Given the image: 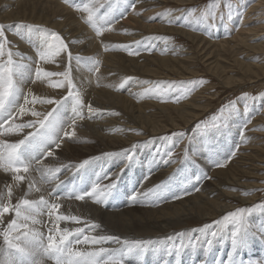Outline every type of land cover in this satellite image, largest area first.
Segmentation results:
<instances>
[{
    "label": "bare ground",
    "instance_id": "bare-ground-1",
    "mask_svg": "<svg viewBox=\"0 0 264 264\" xmlns=\"http://www.w3.org/2000/svg\"><path fill=\"white\" fill-rule=\"evenodd\" d=\"M119 1V8L122 11L131 8L136 1L133 6L134 9H130V12L138 28H133L131 23L125 22L127 20L125 18L124 23L119 21L116 25V22H118L116 14L109 11L104 5L99 9V12L100 14L110 13L108 27L111 30L103 32L102 35H97L95 30L85 23L84 17L87 16V13L78 11L77 8L70 11L72 3L68 7V3L65 0H0V24L5 25V35L10 41L8 47L13 51L23 53L26 57L23 62L30 64L34 69L37 61L36 47L37 43H39L38 37L34 32H30L29 29L19 26L38 25L58 33L68 45V51L73 54L70 74L73 84L76 85L75 90L79 91L85 105L90 104L94 109L99 110L89 117L87 108H85L84 119L78 120L75 126L76 135L74 137H65L61 133V145L58 150L53 151L55 146H50V150L54 155L43 159V154H41L39 159L42 160V165H36L33 162L27 173H20V175L25 177L23 181L16 180L13 172L11 176L7 173L8 171L0 168V200L5 205L10 206V208L14 207L21 199L39 200L41 196L50 202L67 203L66 210L58 208L55 212L58 214L66 213L71 208L84 210L79 213L84 218L83 229L85 234L91 236L118 237L120 241H166L167 237L172 236L178 242V233L186 232L197 235L198 233L195 230L203 228L205 225L214 224V221L210 222L211 218L217 215H226L228 212L241 208L242 205L238 207L231 203L233 199L243 202V204L256 200V197L250 194L259 182L264 179V145L257 147V144L262 142H257L256 138V131L262 130L261 127L263 126L255 125V133L246 136L243 133L241 141L239 140L235 146H228L226 150L223 149L222 142L229 138L228 134L214 137L212 142L208 141L206 146L213 165L216 166V162H219L223 166L229 167L223 169L224 167L221 166L222 169L220 170L218 167V171L213 174L214 176L211 175L208 179L203 180L201 185H198L197 182L200 183L205 172H208V167L203 159L200 161L204 168L198 164L197 170H190L191 174L193 172L194 175L198 174L199 179L197 182H189L187 177L185 178V183L187 184L184 185V183L176 190L170 184L174 166L162 168L157 173L153 172V174L149 175L150 178L143 182L141 181L142 177L133 179V176L144 171L141 160H135L137 150L131 151L127 149L136 137L145 139L144 148L147 149L146 156L149 155L148 162L151 164L155 163L163 152L168 151L173 146L174 141L169 139L164 141L159 139L152 140L150 137L160 138L159 136L169 130L174 129L175 131L176 127L181 125L179 124L180 121L188 124L195 119L194 117L197 118L200 115L198 113L200 107V104H198V93L191 96L189 84L187 85L186 82L178 78L172 80L170 79L171 76L169 77L172 73H177L176 75L179 74L180 76L194 74L195 69L190 61L195 59L196 56L185 52L183 48H178L170 36L163 31H182L199 45L204 41L210 45L214 43L212 45L214 46L212 53L217 52L218 57L214 61L210 60L209 64L213 67L212 69L215 70V73L226 78L228 80L226 82L230 85V83L236 82L234 81L236 77L227 76L229 74L227 71L237 69V72L242 73L244 71L243 74L249 77L264 73L262 59L257 60L254 57V54L259 56L262 53L264 54V38L254 39L251 42L250 36L242 33L243 30L247 33L252 31L247 30L244 22L252 17L253 13L260 15L258 21L253 22L254 28L252 29L255 35L264 31V13L261 14L264 11V0H252L254 3L248 5L247 13L242 18L237 15L239 7H231L229 12L226 13L228 14L226 16L227 19L222 22L219 21L218 13L214 11L212 21L216 26L215 29L208 23L203 22L202 24L193 25L192 29L189 30L177 27L184 23L189 11L179 15L181 10L174 9L175 7L160 11L155 10L157 9L155 7L161 6L162 2L166 3L168 0H158L156 2L153 0ZM175 1L184 3L187 0ZM243 1L238 0V5L243 6ZM245 1L252 2L251 0ZM145 5H148L147 8L149 10L146 13H142ZM131 14H129V18ZM154 16L163 17H161L162 19H160L159 23L155 24L150 22ZM232 16L235 18L234 22L231 19ZM169 19L175 22L169 23ZM236 24V29L238 28V30L233 43L224 39V37L228 34V29H233ZM153 29L160 30L163 34L160 31L156 36L144 33V30L154 31ZM201 31L205 32V34L202 33L204 38L199 36ZM206 33L208 34L207 36ZM143 38H146L149 42ZM205 38L209 40L206 41ZM136 42H139V44ZM159 42L161 43L158 44ZM117 45L125 46L130 51H135V53L129 55L128 51L124 50V47H116ZM230 50H232V53ZM137 52L139 54H136ZM227 52L233 54V58L231 60L228 59V62L224 60L226 57H224V53ZM76 56L81 57L79 63L75 60ZM209 58L207 56V59ZM14 59L18 58L14 57ZM96 61H99L98 72L93 70ZM41 66L47 72L65 71L69 67L67 52H61L51 62H43ZM60 79L62 77L54 76L42 78L34 83L32 80H28L27 82L33 86L36 94L23 93V95L28 96L29 99L37 97L40 99L62 100L68 96L69 91L72 89L67 83H65L64 87H57L55 82ZM121 84H123V87H121ZM153 87H159L162 91L166 90L164 98L149 97L144 94L146 88ZM177 97H180V99L177 100ZM18 103L23 105V98ZM68 105L69 107L66 105L62 113L65 118L72 115L71 98L68 100ZM54 107L56 105L46 103L29 104L27 106L29 110L24 114L17 115L18 109L16 112L14 110L12 117L15 115V119L8 117L4 121V125L6 123L7 125L9 123L16 125L36 121L38 117L31 115V110L46 114L52 111ZM261 111L256 116L258 120L264 121V113ZM244 116L245 114L241 113L236 122L239 123ZM250 120H253V118ZM65 128L69 132L73 130L68 128L67 124ZM35 130V128H29L28 132L24 133V129H13L9 137H6L8 139L5 142L3 139L2 141L6 144L18 143L25 135ZM229 131H235V128L231 127ZM12 136H14L13 141ZM2 141L0 140V143ZM216 141L219 144L215 143ZM245 142L246 144L249 143L247 145L249 148L246 147ZM91 144H99L98 152H95L99 153V155L92 156L95 153L89 151ZM125 150L132 156L128 164L130 167L128 169L130 174L128 175L129 178H132L130 179L132 183L124 186L121 177L111 178L107 175L108 169L114 164L117 165L115 162L118 161H115L112 165L109 163V167L104 160L110 161L108 159L110 156L107 155L114 156L115 160H119V155L123 154ZM143 153L144 151L141 154L143 155ZM89 155L91 157L87 161L96 157L102 159L101 166L103 171L95 175L99 163L93 162L90 168L88 166L80 168L81 176H84L83 181L78 178L74 182H70L67 173V163H71L69 167L76 166L73 173L75 174L78 167L83 164L81 159ZM48 168H59L60 171L56 173L55 178H52L46 171ZM152 169V167H149L148 171ZM198 171H200V174ZM213 171H215V168ZM93 175L95 176L93 177ZM97 177L101 178V187L117 181L111 199L106 205L97 204L92 197L86 196L84 200H77L68 195L72 191L85 192L86 186L96 180ZM41 179L43 180L41 181ZM137 181H139L137 185L133 184ZM30 183L32 184L31 191H29ZM158 185L165 186L163 199H150L147 202H133L130 199L135 192H144ZM92 187L87 192H90ZM9 189H11L12 193L10 197L8 196ZM177 195L180 196V199L175 198ZM91 208L94 209L92 213H90ZM76 210L73 211L72 216L78 214ZM44 216L38 217L42 224L37 227L47 234L49 228L48 225H45L47 228L45 231L43 227L46 222ZM222 217L220 216L219 219ZM14 218L15 212L10 210L4 215V224L6 225L10 219ZM251 218L249 222L253 231L247 242L248 248L246 252L240 250L239 258L243 260L244 264H257V262L264 264V253L252 258L257 253V250L255 249L254 240L251 239L252 236L256 237ZM260 220L264 223V216ZM53 223L50 227L54 226ZM189 223L195 227L187 229L189 226L187 224ZM91 224H99L100 227L89 231ZM183 226H187L185 230L182 229ZM101 246L110 248L121 247L118 243L109 242L104 245H84L81 249ZM160 247L159 244L150 245L144 261L140 264H168L174 262V260H179V264H197V262L192 260L200 256L202 257L199 259L201 264H211V261L213 259L216 260V258L218 259L217 264H228V257L231 254V241L228 239L215 244L212 251L207 254L203 249H186L177 257L174 251L171 254L157 251ZM158 256L160 258L163 257L162 262H159ZM243 256H249L252 260L247 262ZM136 259L137 257L135 256L129 257L125 264H136ZM202 259L204 260L201 262ZM44 264L51 263L46 260Z\"/></svg>",
    "mask_w": 264,
    "mask_h": 264
},
{
    "label": "snow or ice",
    "instance_id": "snow-or-ice-1",
    "mask_svg": "<svg viewBox=\"0 0 264 264\" xmlns=\"http://www.w3.org/2000/svg\"><path fill=\"white\" fill-rule=\"evenodd\" d=\"M68 2V0H65ZM104 6L100 0H90L82 7L78 6L77 10L87 13L84 17L85 23L89 24L97 35H102L105 31H110L108 27L110 23V13L105 12L100 14L99 9ZM230 6V5H229ZM217 2L209 5V8L216 9ZM109 9L111 3L109 2ZM207 11H202L200 15H196V10L189 12L188 17L185 18L184 26H193L206 20L209 15ZM169 23H174V20L169 19ZM19 27L27 28L30 32H34L39 40L36 47V67L33 69L30 64L23 61L26 59L23 53L13 51L8 47V41L5 35V25L0 24V128L4 127V121L8 117H12L14 110H17V115L24 114L29 109V104L46 103L54 104L56 107L52 111L40 113L31 110V115L38 117L36 121H30L26 124L11 125L4 129L5 132H10L13 129L23 130L24 128H35L34 132H30L18 143L6 144L0 143V168L5 171H11L15 174L14 178L18 181H23L25 177L20 175L21 172L27 173L32 167L33 162L36 165H42L40 155L53 156L54 153L50 150V146L54 145L59 148L61 145V133L65 137H74L75 126L78 120L84 119V110L87 108L89 117L97 113L99 110L94 109L90 104L85 105L81 95L76 89L71 79V63L73 61V54L68 51V45L64 39L55 31L48 28H43L38 25H20ZM139 44V42H136ZM116 47H124L129 55L133 53L125 46L117 45ZM67 52V59L69 67L62 72H47L44 71L41 64L43 62H51L53 58L61 52ZM136 54H139L138 52ZM14 57L18 59H14ZM30 59V58H28ZM77 63L80 62L81 57L76 56ZM94 71H99V61L93 68ZM62 77V79L55 82L57 87H64L67 83L70 87L68 96L62 100L40 99L23 95V84L28 80L35 81L42 78ZM130 79V78H128ZM126 82V81H125ZM195 83L202 84L203 81ZM123 87V84H121ZM144 94L156 98H164L166 90L162 91L159 87L146 88ZM23 98L24 104L20 105L18 102ZM71 98V113L72 115L65 118L62 115L65 106L68 105V100ZM177 100L180 97L176 98ZM15 119V117H12ZM217 117H213V127H216L215 121ZM73 129L71 132L67 131L65 125ZM197 129L207 127L201 124L196 125ZM183 135V133H180ZM126 160H131L132 156L125 152L123 153ZM171 159V153H167ZM187 158V155H186ZM167 163L168 161H164ZM89 161L85 160L79 167L83 168ZM217 167L223 166L216 162ZM47 173L52 177H56V173L60 171L59 168H48ZM100 177H97L96 183L90 192L72 191L68 193L69 196L77 200H84L86 196L92 197L98 204H107L116 188L117 181L101 187ZM197 179H199L197 177ZM165 186L158 185L155 188L147 191L135 192L130 199L133 202H147L151 200L163 199V192ZM32 190V184H29V191ZM39 191V189H37ZM11 189L8 191V196H11ZM59 198V197H57ZM176 199H180L177 195ZM60 207L58 203L50 202L43 196L39 200L21 199L14 207L5 205L0 200V264H44L47 261H54L55 264H125V261L132 256L142 258L145 256L150 245L159 244L161 247L157 251H163L165 254H171L173 251L179 257L186 249L197 250L203 249L204 252L210 253L215 244L223 242L225 239L231 241V254L228 257V264H244L243 260L239 258V252L248 242L252 234V226L249 222V215L251 208H238L235 211L228 212L221 219L215 221L213 225H205L203 228L195 230L198 234L180 232L177 234L178 242L172 236L166 238V241H151V240H123L120 241L118 237L111 236H91L85 234L83 228H75L69 230L59 228V221H76L80 218L77 216L57 215L55 217L56 223L53 227L48 229L47 234L42 232L38 225L42 221L38 217L47 215L52 217ZM255 207L264 208V204ZM15 212V218L10 219L7 224H4V215L9 211ZM46 210V211H45ZM99 224H91L89 231L99 228ZM264 235V226L259 229ZM109 242L118 243L119 248L110 247H93V248H78L77 245H104ZM259 264V262H257Z\"/></svg>",
    "mask_w": 264,
    "mask_h": 264
},
{
    "label": "rangeland",
    "instance_id": "rangeland-1",
    "mask_svg": "<svg viewBox=\"0 0 264 264\" xmlns=\"http://www.w3.org/2000/svg\"><path fill=\"white\" fill-rule=\"evenodd\" d=\"M105 5V7H107V9L109 11H112L113 13L116 14L117 16V21L116 25L119 23V21L121 23H124V18L127 19L125 22L131 23V25L133 26V28H138V25H136V23L134 22V18L133 15L131 14V10L133 8V6L135 5L132 4L131 8H128L125 11H122L121 8H119V4L120 1L119 0H100V2ZM154 2L158 1V0H153ZM252 1V0H251ZM78 2V3H77ZM90 0H69L67 3V6L69 7V5L71 4V9L70 11H73L74 8L76 9L78 6H83L84 3H89ZM109 2L111 3V9H109ZM213 2H217L218 3V7L216 9H211L209 8V5L212 4ZM242 2V1H240ZM75 3V4H74ZM238 0H187L184 3H180L178 1L175 0H168L165 2L161 3V6L159 7H155L157 9H155L156 11H160V10H166L168 8H174V9H179V11L181 10V14L182 13H188V11H192L193 9L196 10V15H200V13L202 11H207L209 13H214V11H216V13H218V18L219 21H223L224 19L226 20V16L229 12V9L231 7L236 8L239 7L238 11H237V15L239 17H244L245 13H247L248 10V5L254 3L252 2H247V1H243V6L238 5ZM83 4V5H82ZM77 7H76V6ZM230 5V6H229ZM67 7V8H68ZM148 5H145L144 8L142 9V13H146L149 9L147 8ZM165 7V8H164ZM162 8V9H161ZM131 9V10H130ZM134 9V8H133ZM68 10V9H67ZM264 11H262L261 14H263ZM129 14L130 18H129ZM252 14V13H251ZM128 16V17H127ZM161 17L163 16H154L152 18V20L150 22L153 23H159L160 19H162ZM260 15L258 16L257 13H253L252 17L248 18V20H246L244 22V24L246 25L245 27L247 28V30H252L250 33H247L246 31H242L243 34L250 36V41L253 42L254 39L255 40H259L260 38H264V31L259 32L258 34L255 35V32L253 31L252 28H254V24L253 22L258 21ZM123 18V19H122ZM166 18V17H165ZM120 19V20H119ZM232 21H235L234 16L231 17ZM123 21V22H122ZM133 22V23H132ZM208 23L213 29L216 28L215 24H213L212 21V15L210 14L208 16V18L206 20H202L200 22V24L202 23ZM183 24V23H182ZM180 29H185V30H189L192 29V26H177ZM236 26L233 27V29H228V34L224 37V39L230 40L231 42H235L234 37L237 33L238 28L236 29ZM187 28V29H186ZM198 29V28H197ZM154 30V29H153ZM160 30H154V31H149V30H144L145 34H152L153 36L157 35V33ZM198 31V30H196ZM162 33V31H160ZM165 34L169 35L170 38L175 42V45L178 46V48H183V50L187 53H190L194 56H196L195 59L191 60L190 63L192 64V67L195 69V73L194 74H185L183 76H180L179 74L176 75L177 73H172V75H169V77L171 76L170 79H174L176 80L177 78L183 82H186L189 89H190V95H198V104H200L198 113H200L199 117H194L195 119L191 122V123H186L185 122H179V124L176 128V130H169L165 133H163L162 136H159L160 138L157 137H150L153 139H159V140H173V146L170 147L168 149V151L166 150L165 152L162 153V155L157 159V161L155 163H149V155L146 156V150L144 148V141L145 139L142 138H138L136 137L133 141V143H131L127 149L128 150H137L136 156H135V160L136 161H140L141 160V164L143 165L144 171L143 173H138L137 175L133 176V179H139L142 177L141 181L143 182L144 180H148L150 178V174L157 173L158 171H160L162 168L168 167V166H174L172 168V177L170 179V184L173 186L174 190H176L177 188L181 187L184 183H185V178L188 177V181L189 182H193L196 181L197 182V177L198 174L194 175L191 174L190 170H197V165L199 164V166L203 167L202 163H201V159L204 160L205 164L208 167V172H205L204 176L202 177L200 183L197 182L198 185L203 184V180L208 179L209 177H211V175L214 174V172L216 173L217 170V166H214L211 158L209 156V151L207 150V146L206 143L208 141L212 142V138L214 137H220L224 134H228V137L226 140H224L222 142L223 145V149L226 150L228 146L231 145H237L238 141L242 138V134L244 133L245 136L246 135H250L252 133H255V125H261L263 127L262 130L260 131H256V138H257V142H262V143H258L257 147H261L264 145V121L263 120H258V117L256 116L258 114V112L260 110H262L261 112L264 113V73H260L259 75L256 74L252 75V77L249 76H245L243 73L237 72V69H233V71H227L228 74L227 76H235L236 79H234V81L236 82H232L230 83V85L226 82L228 80H226V78H223L222 76L217 75V73H215V70L212 69L213 67H211V65L209 64L210 60L214 61L217 57L218 54H216L217 52H213V48L214 46H212L214 43H212V45H210L208 42L205 43V41L203 43H201L200 45L193 41L192 38L188 37V35L182 31H163ZM181 32V33H180ZM199 32V31H198ZM197 32V33H198ZM201 34L199 36L203 37L202 33L205 34V32L201 31ZM163 34V33H162ZM208 34L206 33V36ZM256 36H258L256 38ZM204 38V37H203ZM230 38V39H229ZM145 41L149 42L146 38H143ZM220 39V38H219ZM205 40H209L207 38H205ZM162 42V41H161ZM161 42H159L158 44H160ZM231 49V47H229ZM193 50V51H192ZM232 53V50H230ZM131 52L134 54L135 51ZM229 52L224 53V60H226L227 62L229 60H231L233 57V54H231ZM263 54V53H262ZM261 56L254 54V57H256L257 60H261V62L264 63V54ZM207 56L210 57L209 59H207ZM229 59V60H228ZM211 69V70H210ZM175 74V75H174ZM180 76V77H179ZM238 76V77H237ZM243 78V79H242ZM252 78V79H251ZM197 81H203L202 84H198L195 83ZM254 81V82H253ZM27 86V87H26ZM23 93H27V94H36L35 89L33 88V86L28 82L23 84ZM63 91V90H61ZM250 106V107H249ZM205 107V108H202ZM236 111V112H235ZM16 112V110H15ZM14 112V113H15ZM241 113H244L245 116L243 118H241L240 122L237 123V119L240 117ZM15 115H13L14 117ZM217 117L218 119L215 121L216 127H213V117ZM253 120H250L252 119ZM250 120V122H249ZM203 122V125H206L207 127H201V129H197L196 125L197 124H201ZM249 122V123H247ZM10 124V123H9ZM14 125V124H11ZM189 125V127H188ZM9 125H7V123L4 125L3 129L1 128L0 130V140L5 142L9 137L10 132H5L4 129L7 128ZM180 126V127H179ZM182 126V127H181ZM235 128V131L230 132L229 129L230 128ZM245 127V128H244ZM29 128H24V133L28 132ZM254 131V132H253ZM4 132V133H3ZM180 133H183V135H180ZM4 134V136H3ZM6 135V136H5ZM253 136V135H252ZM251 136V137H252ZM12 141L14 139V136L11 137ZM5 139V140H4ZM2 141V143H4ZM241 141V140H240ZM215 143H218V141H216ZM14 144V143H13ZM246 144V142H245ZM246 144V147L249 148ZM52 146V145H51ZM98 147L99 144H91V146H89V151L90 152H98ZM58 150V148L53 147V151ZM144 151L143 155L141 154ZM110 152V151H108ZM126 150L123 152L125 153ZM211 152V151H210ZM248 152V150H247ZM167 153H171V159H169L168 155H166ZM249 153V152H248ZM102 154V153H101ZM99 155V153H95L92 154L93 157ZM187 155V158H186ZM110 156L108 159L110 160L109 162H107L106 160L105 163L107 166H109V163L112 165L115 161L117 163L114 164L111 168L108 169L107 175H109L111 178H122V182L123 185H131L132 181L129 178L130 172L128 171L129 167V160H126L123 154L119 155V160H115L114 156L111 155H107ZM48 156L43 155L42 158L46 159ZM89 156H85L83 159H81V162H84L85 160H88ZM264 157V155H263ZM168 161L167 163H165L164 161ZM96 162L99 163V166L96 170L95 175L100 174V172L103 171V168L101 166V162L102 159L101 158H95L92 160H89V163L85 166H88L89 168L92 166V163ZM71 163H67V173L68 176L70 178V182H74L76 179L80 178L81 181H83L84 176H81L80 173V167H78L77 172L75 174L74 171L76 169V166L73 167H69ZM110 167V166H109ZM118 167V168H117ZM149 167H152L153 169L151 171H148ZM223 169H227L229 166L224 165ZM117 168V169H116ZM204 168V167H203ZM215 168V171H213ZM64 169V167H63ZM116 169V170H115ZM219 170L222 169L221 167L218 168ZM115 170V171H114ZM198 170H200V168H198ZM114 171V172H113ZM113 172V173H112ZM151 172V173H149ZM8 174H10L12 176V172L8 171ZM198 173L200 174V171H198ZM93 175V177L95 176ZM80 176V177H79ZM214 176V175H213ZM199 178V177H198ZM43 179H41L42 181ZM140 181V182H141ZM96 182V180H94L93 182L89 183L84 191H88L92 185H94V183ZM139 183V181L133 183L135 185H137ZM81 184V183H80ZM187 183H185L184 185H186ZM253 192V193H252ZM250 195H253V197H256L253 202L251 203H245L243 204V202H240L236 199H233L231 203H233L235 206H241V208H251L252 211L249 215V219L251 218V222L253 224L254 227V231H255V236H252L251 239L254 240V245H255V249L257 250V253L252 256V258H256V256H259L261 254L264 253V235L261 234V232L259 231V229L261 228V226H264V223L261 222V217L264 216V208H260V207H255L257 205L260 204H264V179L261 180L259 182V184L257 185V187H255L252 190ZM51 194V193H50ZM113 194V192H112ZM112 196V195H111ZM1 197V196H0ZM111 197L109 198L108 201H110ZM81 203V202H79ZM116 203V201H115ZM60 205L59 209H67V203H58ZM98 204V203H97ZM238 204V205H236ZM66 206V207H65ZM75 206V205H74ZM76 210L74 208L69 209L66 213H54V215L50 218H48V216L45 214L44 218L46 219V222L44 224V229L45 231L47 230L45 225H48V228H51V224L54 222L56 223L55 217L57 215H65V216H72L73 211ZM77 211V217H79L81 220L79 222L76 221H59V228L61 230H63L64 228H68L69 230L75 229V228H83L84 225V218L80 216L79 213H81L84 210H76ZM94 211L93 208L90 209V213H92ZM47 216V217H46ZM220 216H225V215H217L213 218L210 219L211 221H215L219 220ZM217 219V220H214ZM49 221V222H48ZM53 223V225H55ZM213 224V225H214ZM52 225V226H53ZM189 226L192 227H187V229L189 228H193L195 226H193V224L189 223L187 224ZM197 226V225H196ZM185 226H183L182 229H186ZM48 232V230H47ZM123 237V236H122ZM87 246H91V245H87ZM78 248H83L84 244H82L81 246H78ZM248 248V243L247 245L241 250L242 252H246V249ZM248 253V252H247ZM146 257V254L144 257L142 258H137L136 264H140L144 261ZM247 262L251 261L252 258L249 256H243ZM159 258V262L163 261V257L160 258V256H158ZM202 257H198L192 261L197 262V264H201L199 259H201ZM204 259L201 260V262ZM51 264H55L54 261H49ZM218 259L216 258L213 259L211 261V264H217ZM246 262V261H245ZM264 262V261H263ZM180 261L179 260H174V262L168 263V264H179ZM157 264V263H156Z\"/></svg>",
    "mask_w": 264,
    "mask_h": 264
}]
</instances>
